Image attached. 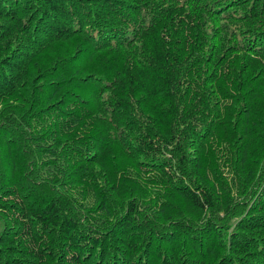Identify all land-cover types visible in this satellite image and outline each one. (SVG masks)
<instances>
[{
	"label": "trees",
	"instance_id": "trees-1",
	"mask_svg": "<svg viewBox=\"0 0 264 264\" xmlns=\"http://www.w3.org/2000/svg\"><path fill=\"white\" fill-rule=\"evenodd\" d=\"M0 264H264V0H0Z\"/></svg>",
	"mask_w": 264,
	"mask_h": 264
}]
</instances>
